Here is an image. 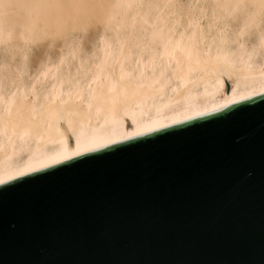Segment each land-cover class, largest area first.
<instances>
[{"label": "bare ground", "instance_id": "bare-ground-1", "mask_svg": "<svg viewBox=\"0 0 264 264\" xmlns=\"http://www.w3.org/2000/svg\"><path fill=\"white\" fill-rule=\"evenodd\" d=\"M1 50L0 183L264 92V0H0Z\"/></svg>", "mask_w": 264, "mask_h": 264}, {"label": "water", "instance_id": "water-1", "mask_svg": "<svg viewBox=\"0 0 264 264\" xmlns=\"http://www.w3.org/2000/svg\"><path fill=\"white\" fill-rule=\"evenodd\" d=\"M0 264H264V92L1 182Z\"/></svg>", "mask_w": 264, "mask_h": 264}, {"label": "rangeland", "instance_id": "rangeland-1", "mask_svg": "<svg viewBox=\"0 0 264 264\" xmlns=\"http://www.w3.org/2000/svg\"><path fill=\"white\" fill-rule=\"evenodd\" d=\"M184 0H182V2H183ZM186 1V0H185ZM89 31H91L92 32V34L91 35H89ZM94 31V32H93ZM90 32V33H91ZM95 32H96V28H93V29H89L84 35H83V45L84 46H86V47H89L90 45H91V43H92V40H93V38L92 37H94V34H95ZM89 36V37H88ZM80 37H82V35H80ZM86 40V41H85ZM90 40V42L88 43V41ZM49 40L48 39H43V40H41V41H38V42H36L34 45H32V47H34V48H31V51H30V55H29V58H30V61H31V63L35 60V59H38V58H40V60H43L45 57H47L46 56V54H49V55H51V54H53L54 52H55V48L54 47H58V45L59 44H61V43H59V42H61V41H56V42H53V44L52 45H49L48 43H50V42H48ZM57 43V44H56ZM59 43V44H58ZM44 44H48V47L49 46H51L52 48L50 49V47H49V49L47 48V46L46 45H44ZM51 44V43H50ZM90 44V45H89ZM36 45V46H35ZM54 45H56V46H54ZM45 48V49H44ZM36 49H39V50H36ZM40 49H41V51L42 52H40ZM48 49V50H47ZM55 49V50H54ZM43 50H44V52H43ZM4 51H5V53H4ZM32 51H33V53H32ZM48 51V52H47ZM45 52H47L46 54H45ZM1 53H4L5 55H6V57L8 58V52L6 51V50H3V52H2V50L0 51V57H3L4 59H5V55H3V56H1L2 54ZM51 53V54H50ZM38 56V57H37ZM3 58H0V59H3ZM6 58V59H7ZM43 58V59H42ZM39 60V61H40Z\"/></svg>", "mask_w": 264, "mask_h": 264}]
</instances>
